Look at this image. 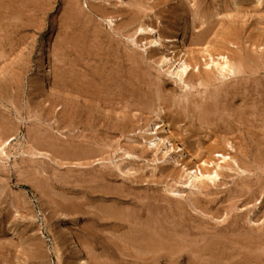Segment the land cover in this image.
I'll list each match as a JSON object with an SVG mask.
<instances>
[{
  "label": "rangeland",
  "instance_id": "1",
  "mask_svg": "<svg viewBox=\"0 0 264 264\" xmlns=\"http://www.w3.org/2000/svg\"><path fill=\"white\" fill-rule=\"evenodd\" d=\"M237 1L0 0V264H144L122 242L124 219H100L99 207H123L124 196L144 198L150 226L159 222L158 231L186 242L176 264H264V0ZM73 3L96 6L94 21L69 20ZM108 11L112 25L102 18ZM144 23L162 41L179 39L188 59L199 55L202 63V49L213 47L230 63L240 58V79L186 97L166 76L161 52L135 35ZM156 115L193 165L205 161V170L217 171L216 181L196 187L201 193H187L190 203L166 192L182 190L184 180L147 142Z\"/></svg>",
  "mask_w": 264,
  "mask_h": 264
},
{
  "label": "bare ground",
  "instance_id": "2",
  "mask_svg": "<svg viewBox=\"0 0 264 264\" xmlns=\"http://www.w3.org/2000/svg\"><path fill=\"white\" fill-rule=\"evenodd\" d=\"M259 1V0H258ZM148 2V1H147ZM232 2V1H231ZM239 2L236 0H234V3L233 4H238ZM124 4V3H123ZM128 4V3H127ZM103 5V4H102ZM115 5V4H114ZM121 5V4H120ZM119 5V6H120ZM125 5H126V2H125ZM200 5V4H199ZM262 5V4H261ZM260 5V6H261ZM134 6V5H132ZM136 6V5H135ZM234 6V5H233ZM237 6H240V5H237ZM253 6V5H252ZM95 7L96 6H90L87 5L86 6V11L79 8V5L78 3H73L68 9H67V16L69 18V20H73V21H80L81 18H86V21L89 23V22H93L95 16H93L92 14H94L95 12ZM136 7H140V6H136ZM135 7V8H136ZM146 7V6H145ZM148 7V6H147ZM235 7V6H234ZM115 8V7H114ZM233 8V7H232ZM240 8V7H239ZM242 8V7H241ZM257 8V7H256ZM255 8V9H256ZM259 8V7H258ZM102 9V8H101ZM137 9V8H136ZM148 9V8H147ZM227 9V8H226ZM235 9V8H234ZM237 9V8H236ZM235 9V10H236ZM100 10V9H99ZM138 10V9H137ZM141 10V9H140ZM149 10V9H148ZM147 10V11H148ZM207 10V9H206ZM102 11V10H101ZM105 11V10H103ZM103 11L101 13H103ZM117 11H120V10H117ZM117 11H116V14H117ZM203 10H201L202 12ZM212 11V10H211ZM256 12V11H255ZM120 13V12H119ZM205 13V12H204ZM96 14V13H95ZM109 14H114L115 15V12L113 11H108L107 13H104L102 14V18L103 20H108L109 22V25H112L113 21L112 19L109 17ZM137 14V13H136ZM198 14V13H197ZM203 14V13H202ZM222 14V13H221ZM113 15V16H114ZM132 15V14H131ZM134 15V14H133ZM138 15V14H137ZM136 15V16H137ZM200 15V14H199ZM204 15V14H203ZM209 15V14H208ZM135 15H134V18H137ZM119 17V16H118ZM262 16H260L261 18ZM133 17L131 19H129L128 21L130 20H133L134 19ZM117 19V18H115ZM262 19V18H261ZM67 20V19H66ZM263 20V19H262ZM4 22V21H3ZM14 22V21H13ZM127 22V21H126ZM125 22V23H126ZM67 23V22H66ZM124 23V24H125ZM72 24V23H71ZM120 24V23H119ZM118 24V25H119ZM20 25V24H19ZM203 25V24H202ZM2 26V24H1ZM6 26V24H5ZM12 27H15V26H12ZM138 28L134 31L135 32V35H139V36H143L142 37V40L143 39H148V42H147V45L150 47V48H155L156 50L160 51L161 52V56H160V64L162 66H164L167 70L165 71L166 72V76L168 75V78L170 79H173L174 82L178 85H182V88L183 90L185 91V96L187 94L190 93L191 89L192 88H197V87H202V88H206L207 86H210V85H214L216 82L219 83L220 87L221 86H224L228 83H226L225 79L226 80H232L233 78L234 79H237L238 78V75L239 74H242L243 71L241 70V59L239 58L238 60H236V62L234 61V63H230L229 59L227 56L223 55V51H221L219 48L217 47H213V50L209 51V50H203L202 49V53L206 54L205 56H203V62L201 63V60L199 55V57L197 55H192L191 58L188 59V52L187 50L185 49L184 45L182 43H180L179 39H177L176 37H169L166 39V42L165 41H162V38L158 35V33H155L154 30L152 28H150V26L146 25L145 23L144 24H141L139 26H137ZM164 27V26H163ZM200 27V26H199ZM3 28V27H2ZM1 29V28H0ZM18 29H20V27H18ZM67 29L70 31H72L71 29H73V26H71L70 24L67 26ZM180 29V28H179ZM169 30V29H168ZM196 30V28H195ZM117 31V30H115ZM61 32V31H60ZM59 32V33H60ZM75 33V32H74ZM61 34V33H60ZM134 34V33H133ZM146 34H149V35H152V36H149V37H146L145 35ZM60 36V35H59ZM64 36V35H63ZM66 37V36H65ZM214 37V36H213ZM60 40V39H59ZM77 40V39H76ZM192 41V40H191ZM59 42V41H58ZM167 43L168 45L175 47V48H180V50L175 53L174 51H171L168 47V45H164V43ZM197 42V41H196ZM134 43H135V40H134ZM177 44H181V46H178L177 47ZM1 45V44H0ZM79 45V43H78ZM193 45V44H192ZM13 46V45H12ZM83 46V45H81ZM199 46V45H198ZM77 47V46H76ZM197 47V46H195ZM12 48V47H11ZM58 48V47H56ZM69 48H72V46H70ZM203 48V47H202ZM67 49V48H66ZM57 50V49H56ZM68 50V49H67ZM201 50V48H200ZM2 52V50H1ZM154 52V51H152ZM80 53V52H79ZM245 53V52H244ZM247 53V52H246ZM245 53V54H246ZM127 54V53H125ZM193 54V53H192ZM250 54V53H249ZM78 55H81V54H78ZM138 55V54H137ZM141 55V54H140ZM254 55V54H253ZM252 55H248V58L249 59H252L253 57L256 58L255 56L251 57ZM138 57V56H137ZM140 57V56H139ZM143 57V56H142ZM142 57H140L142 59ZM190 57V56H189ZM241 57V56H240ZM247 57V55H246ZM253 58V59H254ZM70 59V58H69ZM117 60V59H116ZM138 60V59H137ZM55 61V60H54ZM89 61V59H88ZM128 61V60H127ZM243 61V60H242ZM249 61V60H248ZM254 62L256 61L255 59L253 60ZM95 62V61H94ZM57 63V62H56ZM131 63V62H130ZM129 63V64H130ZM133 64V63H132ZM71 66V63L69 64ZM137 66V65H136ZM139 66V64H138ZM247 66V65H246ZM76 67V66H75ZM136 68V67H135ZM151 68V67H150ZM243 68V67H242ZM2 69V68H1ZM0 69V70H1ZM128 69V68H127ZM254 69V68H253ZM136 70V69H135ZM140 70V69H139ZM160 71V70H159ZM246 72V71H245ZM126 73V72H125ZM258 73V69H254L252 70V72L250 73L251 75L250 76H255V74ZM141 74V73H140ZM158 74V73H157ZM67 75V74H66ZM143 76V75H141ZM241 76V75H240ZM244 76V75H243ZM94 77V76H93ZM233 77L232 79H228ZM72 78L71 76V70H69L68 72V80L70 81ZM149 78V76H148ZM167 78V79H168ZM244 78V77H243ZM246 78V77H245ZM155 79L157 80V78H154V82H155ZM233 79V80H234ZM240 79V78H238ZM1 80V79H0ZM99 80V79H98ZM97 81V80H96ZM160 81V80H159ZM238 81V80H237ZM2 82V81H1ZM153 82V83H154ZM231 82V81H229ZM216 83V84H217ZM256 83V82H255ZM77 84V83H76ZM80 84V83H79ZM83 84V83H82ZM99 84V83H98ZM159 84V83H158ZM161 84V83H160ZM240 84V83H239ZM153 85V84H152ZM166 85V83H165ZM165 85L163 86V88H165ZM241 85H243V83H241ZM247 85V84H246ZM257 85V84H256ZM75 86V85H74ZM95 86V85H94ZM99 86V85H98ZM154 86V85H153ZM168 86V85H167ZM211 86V87H212ZM216 86V85H215ZM214 86V88H215ZM229 86V85H228ZM157 87V86H156ZM217 87V86H216ZM245 87V86H244ZM250 87V86H249ZM254 87V86H252ZM167 88V87H166ZM179 88V87H178ZM181 88V87H180ZM209 88V87H207ZM206 88V90H207ZM242 88V87H241ZM1 89V87H0ZM76 89V88H75ZM159 89V88H158ZM168 89V88H167ZM222 89V88H221ZM246 89V88H245ZM249 89V88H248ZM153 90L156 91L157 89H154L153 87ZM165 90V89H164ZM180 90V89H179ZM187 90V91H186ZM205 90V92H206ZM210 90V89H209ZM208 90V91H209ZM255 91L256 88H254ZM2 91V90H1ZM9 91V90H8ZM152 91V90H151ZM96 92V91H95ZM166 92V91H165ZM201 92V91H200ZM204 92V93H205ZM250 93V91H248ZM89 93V92H88ZM87 93V94H88ZM208 93V92H207ZM234 93V92H233ZM182 94V95H183ZM191 94V93H190ZM197 94V93H196ZM194 94V95H196ZM203 94V92H202ZM245 94V93H244ZM251 94V93H250ZM256 94V93H255ZM258 94V93H257ZM60 95V94H59ZM154 95V94H153ZM163 95V93H162ZM170 95V94H169ZM192 95V94H191ZM199 95V93H198ZM259 95V94H258ZM66 96V95H65ZM157 95H155V98H156ZM181 96V95H179ZM184 96V97H185ZM189 96V95H187ZM186 96V97H187ZM193 96V95H192ZM201 96V94H200ZM240 96H243L240 95ZM247 96V95H246ZM251 96V95H250ZM69 97V96H68ZM195 97V96H194ZM194 97L192 99H194ZM248 97V96H247ZM72 98V97H71ZM197 98V97H196ZM132 99V98H131ZM157 99V98H156ZM186 99V98H185ZM249 99V98H248ZM101 100V99H100ZM142 100V99H141ZM166 100V99H165ZM174 100V99H173ZM202 100V99H201ZM206 100V99H205ZM247 100V98H246ZM15 101V100H14ZM122 101H125L122 100ZM155 101H159L158 99L155 100ZM176 101V99L174 100ZM185 101V100H184ZM184 101H183V104H184ZM8 102V101H7ZM144 102V101H143ZM173 102V101H172ZM171 102V104H172ZM244 102V101H243ZM242 102V104H243ZM104 103V102H103ZM102 103V105H103ZM106 103V102H105ZM132 103V102H131ZM148 103V101H147ZM159 103H162V102H159ZM177 103V102H176ZM175 103V106L177 105ZM179 103V101H178ZM186 103V102H185ZM196 103V102H195ZM205 103V102H204ZM5 104V102H4ZM3 104V106H4ZM111 104V103H110ZM109 104V105H110ZM118 104V103H117ZM152 105L154 103H151ZM174 104V103H173ZM189 104V103H188ZM238 104V103H237ZM108 105V104H106ZM108 105V106H109ZM116 105V104H114ZM130 105V104H129ZM158 105V104H157ZM186 105V104H185ZM193 105V104H191ZM113 106V105H112ZM156 106V105H155ZM162 106V105H161ZM173 106V105H172ZM178 106V105H177ZM197 106V104H196ZM240 106V104H239ZM255 106V105H254ZM124 107V106H123ZM136 107V106H135ZM148 107V106H147ZM157 107V106H156ZM236 107V106H235ZM118 108V107H117ZM121 108V107H120ZM119 108V109H120ZM137 108V107H136ZM198 108V107H197ZM145 109V108H143ZM150 109V108H149ZM165 109V108H163ZM128 110V109H127ZM183 110V108H182ZM151 111V110H150ZM158 111V110H157ZM198 111V110H197ZM196 111V112H197ZM73 112V111H72ZM153 112V111H152ZM161 112V111H159ZM195 112V111H193ZM150 113V112H149ZM155 114H158L157 112H154ZM183 112H181L182 114ZM190 113V112H189ZM152 114V113H150ZM153 114V115H155ZM162 115V114H161ZM191 115V114H190ZM160 116V114H159ZM158 115H156V118H157V122H154V121H149L148 122V127L145 129L144 133L149 136L147 138V142L150 146L154 147L155 149H157L158 151L161 152L162 154V160H163V163L165 165H168L169 167L167 169H171V168H174V167H178L179 168V171L181 172V179L184 180V182L181 184V189H172L170 187V189H167L166 192H168L169 196L170 197H173L176 199V201L178 202V200L182 201L183 203H185L183 200L185 199V201H190V199H188V196H187V193L188 194H191V195H194L196 193H201L202 191L199 190L198 188V185L200 183H202L203 180H208V181H211V182H214L218 179V174H217V171H213V172H209L207 170H205V166L207 165V162L205 161H201V164L198 165V164H195L193 165L191 162H190V159L192 158V154H189L187 152H183L182 149H179L178 147H174L173 145V141L175 140L174 139V134L172 133V129H171V125L165 121H163V119H161ZM255 116V115H254ZM88 117V116H87ZM90 117V116H89ZM153 117V116H152ZM176 117V116H175ZM258 117V116H257ZM111 118V117H109ZM186 118V117H185ZM194 118V117H193ZM171 119V118H170ZM241 119V118H240ZM240 119H237L238 121ZM249 119V118H248ZM247 119V120H248ZM90 120H91V117H90ZM120 120V119H119ZM192 121V119H191ZM240 121H243L240 120ZM246 121V119L244 120ZM89 122V121H88ZM92 122V121H91ZM254 122V121H253ZM71 120L69 121V125H71ZM78 123V122H77ZM76 123V124H77ZM193 123V122H191ZM248 123V122H246ZM252 123V121H251ZM259 123V122H258ZM95 124V122H94ZM181 124V123H180ZM84 125V124H83ZM190 125V124H189ZM261 125V124H260ZM87 126V125H86ZM198 126V125H197ZM255 126V125H254ZM263 126V125H262ZM72 127V126H70ZM193 127V126H192ZM196 127V126H195ZM202 128V127H201ZM205 128V126H204ZM261 128V126L259 127ZM73 129V128H72ZM206 129V128H205ZM209 129V128H208ZM250 129H248L249 131ZM71 131V130H70ZM183 131V130H182ZM247 131V130H246ZM10 132V131H9ZM79 132V130H78ZM58 133V132H57ZM185 133V132H184ZM256 133V132H255ZM104 135V134H103ZM110 135V134H109ZM73 136V135H72ZM204 136V135H202ZM74 138V137H73ZM232 139V138H231ZM42 140V138H41ZM200 141V140H199ZM45 143V142H43ZM42 143V145H43ZM175 143V142H174ZM211 143V142H210ZM215 143V142H214ZM5 145L6 142L5 141H2V145ZM41 144V143H40ZM144 144V143H142ZM73 145V144H72ZM147 145V144H146ZM203 145V144H202ZM109 147V146H108ZM149 147V146H148ZM229 149V147H228ZM97 150V149H96ZM189 150V149H188ZM2 151V150H1ZM226 151V149L224 148L223 149V152ZM37 152V151H36ZM102 152V151H101ZM39 153V152H38ZM127 153V152H126ZM185 153H186V156H189V159H184L185 158ZM2 154V152H1ZM103 154V153H101ZM194 154V153H193ZM217 156L216 157H220V159L222 160H226L227 159V156H225L223 153H219L217 152L216 153ZM137 155V154H136ZM128 156V154H127ZM131 156V155H129ZM30 157V156H29ZM36 157V156H34ZM92 157V156H91ZM149 157V155H148ZM33 158V157H32ZM31 158V159H32ZM61 158V157H60ZM33 160V159H32ZM63 160V159H62ZM78 160V159H77ZM146 160V159H145ZM238 160V159H237ZM48 161H50L48 159ZM193 161V160H192ZM212 161V160H211ZM149 162V161H148ZM151 162V161H150ZM33 163V162H32ZM128 163V162H127ZM209 165L210 163H214V162H208ZM31 164V162L29 163ZM34 164V163H33ZM93 164V163H92ZM118 164V163H116ZM116 164L114 165L115 166V169L117 168L116 167ZM113 165V164H112ZM198 165V166H196ZM113 166V168H114ZM200 166L202 168H200ZM217 166V164H216ZM105 167V166H104ZM214 167V166H213ZM237 167V166H236ZM216 168V167H214ZM219 169H221L220 166H218ZM36 169V168H34ZM146 169V168H145ZM165 169V168H163ZM224 169V168H223ZM230 169V168H229ZM228 169V171H229ZM118 170V173L120 174V172L124 173L122 170L120 169H116ZM152 170V169H150ZM166 170V169H165ZM233 170V169H232ZM120 171V172H119ZM126 171V169L124 170ZM133 171V170H132ZM157 171V170H156ZM212 171V170H211ZM81 172V171H80ZM117 172V171H116ZM130 172V170H129ZM143 172V171H142ZM233 172V171H232ZM239 172V171H238ZM237 172V173H238ZM242 172V170H241ZM244 172V171H243ZM74 173V172H73ZM145 173V172H144ZM152 173V171H151ZM72 174V173H71ZM154 174V173H152ZM97 175V174H96ZM116 175V174H115ZM122 175V174H121ZM126 177V175H124ZM67 177V176H66ZM80 177V175H79ZM90 177V176H89ZM151 177V176H150ZM161 177V175H160ZM20 178V177H19ZM72 178V177H71ZM123 178V176H122ZM127 178V177H126ZM132 178V177H131ZM149 178V177H148ZM221 179V177H220ZM19 180V179H18ZM227 181V180H226ZM28 182V181H27ZM229 182V181H228ZM76 183V182H74ZM94 183V182H92ZM96 183V182H95ZM117 183V182H116ZM180 184V183H179ZM28 185L30 186L31 190H33V188L37 187L35 186V184H33L32 182L28 183ZM75 185V184H74ZM119 185V184H118ZM226 185V184H224ZM218 186V185H217ZM122 187V186H121ZM205 187V186H204ZM37 190V188H35ZM193 189H197V190H193ZM166 190V188H165ZM164 192V190H163ZM127 193V192H126ZM155 193V192H154ZM123 195V194H121ZM126 195V194H125ZM165 195V194H163ZM167 195V196H168ZM158 196V195H157ZM103 197V196H102ZM132 197V196H131ZM140 197V196H139ZM163 197V196H162ZM180 198V199H179ZM103 199L105 200H108V198H105L103 197ZM157 200V199H156ZM119 202L122 203V205H124L123 207H119V208H114V207H110V206H107V205H104V206H101L98 208L99 212H100V219H103V218H123L124 221L127 223V224H124L123 227H126L128 232H126L124 234V236L122 237L123 238V241L125 244V246L127 247L128 246V249L126 248V250H130L129 247L133 248V252L132 253V257L133 258H136V259H140V260H143L145 261L144 264H176L178 259L180 258L179 256V253L181 252V250L186 247V242L182 241L181 239H178L176 237H180V236H174L173 234H170L168 232H163V231H158V224L159 222L153 224V226H155L153 228V226L151 227L150 226V221L147 219V217H143L145 212H144V207H145V201H144V198L140 197V198H127V196H124L123 199H119ZM183 203H179V204H183ZM190 203V202H188ZM186 204V203H185ZM183 204V205H185ZM128 207H127V206ZM192 205V204H191ZM190 205V206H191ZM130 206V207H129ZM182 206V205H180ZM232 207V206H231ZM182 208V207H181ZM185 208V207H184ZM188 208V207H187ZM234 208V206H233ZM196 212V208H193ZM163 210V209H162ZM180 210V209H178ZM184 210V209H183ZM193 210V211H194ZM158 211V210H157ZM192 211V212H193ZM180 212H182L180 210ZM186 212V211H184ZM191 212V211H190ZM198 212H200L198 210ZM147 213V212H146ZM169 213V212H168ZM74 214V213H73ZM232 214V213H231ZM157 215V214H156ZM171 215V214H170ZM226 215V214H225ZM202 216V215H201ZM232 216V215H231ZM174 217V216H173ZM213 218V217H212ZM234 218V217H233ZM236 218V217H235ZM234 218V219H235ZM122 219V220H123ZM240 219V218H239ZM247 219V218H245ZM157 220V219H155ZM220 220V219H219ZM264 220V219H263ZM152 221V220H151ZM154 221V219H153ZM152 221V222H153ZM225 221V220H224ZM246 221V220H245ZM176 222V221H175ZM251 222V221H249ZM248 222V223H249ZM164 223V222H162ZM187 223V222H186ZM222 223H224L223 221L220 223V225H222ZM196 224V223H194ZM225 224V223H224ZM250 224V223H249ZM260 225V224H259ZM258 225V226H259ZM160 226V225H159ZM180 226V224L178 225ZM182 226V225H181ZM207 226V225H205ZM176 227V226H175ZM222 227V226H221ZM260 227V226H259ZM175 229V228H174ZM205 229V228H204ZM260 229V228H259ZM208 230V229H205V231ZM226 230V229H225ZM258 232V231H257ZM264 232V231H263ZM244 233H245V230H244ZM189 235V234H188ZM183 237V236H182ZM186 237H188L186 235ZM202 238V236H200ZM113 238V237H112ZM185 238V236H184ZM195 238V237H194ZM199 238V237H198ZM200 238V239H201ZM193 239V237H192ZM119 242V240H117ZM202 242V241H201ZM198 242H196L197 244ZM200 244V242H199ZM198 244V245H199ZM189 245H191L189 243ZM197 246V245H196ZM195 246V248H196ZM188 249V247H186ZM194 248V247H193ZM203 248V247H202ZM242 248V247H241ZM261 248V247H260ZM122 249V248H121ZM185 249V248H184ZM186 249V250H187ZM259 250V249H258ZM257 250V251H258ZM132 251V250H130ZM124 252V251H123ZM134 253V254H133ZM191 253V252H190ZM121 254H123L121 252ZM192 255L194 253H191ZM122 256H131V254H124ZM185 257V256H183ZM121 258V256H120ZM125 258V257H124ZM202 259V258H201ZM139 260V261H140ZM100 261V260H99ZM225 261V260H224ZM81 264H88L84 259H80L79 261ZM100 263V262H99ZM96 264V263H95ZM98 264V263H97Z\"/></svg>",
  "mask_w": 264,
  "mask_h": 264
}]
</instances>
